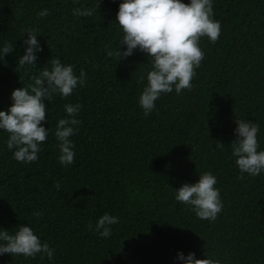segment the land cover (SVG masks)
<instances>
[{"label":"trees","instance_id":"trees-1","mask_svg":"<svg viewBox=\"0 0 264 264\" xmlns=\"http://www.w3.org/2000/svg\"><path fill=\"white\" fill-rule=\"evenodd\" d=\"M120 2L0 0V43L16 45L0 59V111L54 58L87 75L71 96L46 103L49 135L37 161L17 162L0 132V228L26 224L55 249L51 261L3 255L0 264H178V251L219 264H264V174L241 177L230 147L233 121L245 119L259 124L264 150V0H213L221 33L214 44L199 41L204 59L192 88L161 94L147 117L138 98L150 62L140 52L107 55L121 39L113 24ZM76 8L93 15L74 16ZM45 9L49 15L38 17ZM29 27L42 51L35 65L20 68ZM77 103L76 155L64 167L54 132L64 105ZM204 172L216 176L223 203L215 221L175 200V190ZM105 213L119 223L100 238L88 225Z\"/></svg>","mask_w":264,"mask_h":264},{"label":"clouds","instance_id":"clouds-1","mask_svg":"<svg viewBox=\"0 0 264 264\" xmlns=\"http://www.w3.org/2000/svg\"><path fill=\"white\" fill-rule=\"evenodd\" d=\"M74 16L89 17L93 10L76 8ZM38 17L49 15L41 10ZM213 0H121L113 24L118 26L121 39L116 49L107 52L109 57H131L135 52L143 53L151 68L142 77V91L138 98V106L144 116H149L161 94L175 91L179 95L182 90L191 89V81L196 75L195 69L200 67L204 52L199 46L201 38L215 43L221 33V25L215 20ZM27 38L21 41L24 45L23 55L18 57L20 68L35 65L38 54L42 51L35 28H25ZM123 46V51L121 50ZM110 47V46H109ZM16 50L11 42L0 43V59ZM38 76L32 78L29 87L14 89L10 94L11 106L0 111V132H7L6 147L12 152L17 162L32 163L38 160L41 145L49 135L46 103L55 97L67 98L87 81L86 73L79 75L70 64H64L59 58L52 59ZM80 104H65L66 118L58 120L54 132L59 150L58 162L68 167L75 159V145L72 142L80 121ZM235 139L231 142V156L241 177L247 174L252 177L264 174V150L259 149V124L245 119L233 121ZM218 147L224 145L218 142ZM217 178L210 172L202 173L193 184H183L175 190V200L190 208L201 220L215 221L223 209L220 190L215 187ZM59 188V184L56 185ZM39 215V213H34ZM119 223L117 216L105 213L98 218L95 225L89 224L90 230L100 238H109L112 226ZM14 232L0 228V256L19 255L35 258L39 255L53 260L55 249L48 243H42L33 229L24 224L15 228ZM178 264H219L211 258L197 259L195 253L185 255L178 251L175 257Z\"/></svg>","mask_w":264,"mask_h":264}]
</instances>
